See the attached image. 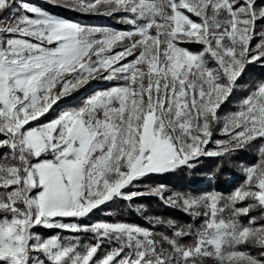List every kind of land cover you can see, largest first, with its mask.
Instances as JSON below:
<instances>
[{
	"label": "snow or ice",
	"instance_id": "snow-or-ice-1",
	"mask_svg": "<svg viewBox=\"0 0 264 264\" xmlns=\"http://www.w3.org/2000/svg\"><path fill=\"white\" fill-rule=\"evenodd\" d=\"M256 66L264 0H0V264H264ZM240 152L227 193L147 183Z\"/></svg>",
	"mask_w": 264,
	"mask_h": 264
},
{
	"label": "trees",
	"instance_id": "trees-1",
	"mask_svg": "<svg viewBox=\"0 0 264 264\" xmlns=\"http://www.w3.org/2000/svg\"><path fill=\"white\" fill-rule=\"evenodd\" d=\"M76 22L87 24L89 26H116L115 21L106 17H85L73 16ZM264 79V68L259 66L251 67L244 75L241 83L256 81ZM242 92H237L235 96L231 97L222 107L225 112L234 110V105ZM238 159L234 162L228 160H220L218 158H201L198 165L193 169L185 168L174 174L164 176H154L147 183L165 184L175 190L192 191L194 193H205L212 190L227 193L240 180L239 169L234 166L236 163H250L255 159L254 154L240 152ZM219 169V170H218ZM146 204L149 206V212L154 215H162L165 217H174L180 220H185V217L180 211L166 207L158 200H148ZM113 215L123 216L130 222L141 223L144 221L136 214L129 213L125 205L121 202H116L110 205ZM103 218L102 212L97 211L93 216V220Z\"/></svg>",
	"mask_w": 264,
	"mask_h": 264
},
{
	"label": "rangeland",
	"instance_id": "rangeland-1",
	"mask_svg": "<svg viewBox=\"0 0 264 264\" xmlns=\"http://www.w3.org/2000/svg\"><path fill=\"white\" fill-rule=\"evenodd\" d=\"M94 86H96V85H94Z\"/></svg>",
	"mask_w": 264,
	"mask_h": 264
}]
</instances>
